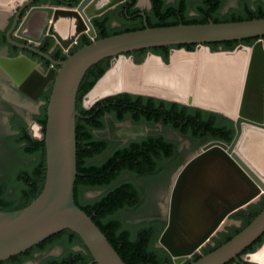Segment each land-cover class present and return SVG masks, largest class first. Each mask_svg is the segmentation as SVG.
<instances>
[{"label": "water", "instance_id": "water-1", "mask_svg": "<svg viewBox=\"0 0 264 264\" xmlns=\"http://www.w3.org/2000/svg\"><path fill=\"white\" fill-rule=\"evenodd\" d=\"M34 1L8 2L11 8L7 9L14 10L22 4L23 9ZM126 1L82 0L76 7H33L18 28L20 16L14 23V37L17 40L26 39L34 45H39L46 37L53 38L63 51H69L82 36L90 38L92 43L78 47L74 54L62 61H55L34 46H26L59 66V69L51 68L47 73L35 69L36 64L26 56L10 60L13 68L24 62L28 65V70L19 72V76L14 70L12 77L18 89L33 100L38 101L51 83L53 86L47 106L45 133L41 125L35 120L31 121L38 126L39 137L46 143L44 189L28 207L14 212L0 211V261L22 254L55 234L70 229L82 238L94 264H126L93 218L76 203L79 175L77 117L81 116L77 96L87 71L106 58H111L110 68L83 97V108L89 110L105 98L127 92L217 112L234 122L235 136L230 143L219 139L209 140L175 175L166 212L167 224L158 241L175 264H183L200 252L230 223V215L256 203L264 195V41L259 39L252 46L240 44L234 50L213 51L208 46L209 43L263 37L264 18L150 27L146 14L141 13L145 19L144 29L98 39L93 19ZM2 3L0 0V8H4ZM187 44H195V50L175 48ZM161 46L173 47L169 63L152 52L142 63H136L134 56L128 55L136 50ZM239 48L249 50L251 56L245 66L246 73L243 66L235 116L153 92L126 89L128 62L139 68L149 57L155 56L170 67L172 55L176 52L192 54L206 49L211 54L222 55L234 53ZM240 190H243L242 194ZM223 220L226 223L220 227ZM169 231L171 237L175 235L176 239L171 243L165 238ZM263 234L264 210L232 239L190 264H225L232 259L239 261V254ZM196 235L199 236L194 238ZM254 254H250L248 259L255 261L251 259Z\"/></svg>", "mask_w": 264, "mask_h": 264}, {"label": "trees", "instance_id": "trees-1", "mask_svg": "<svg viewBox=\"0 0 264 264\" xmlns=\"http://www.w3.org/2000/svg\"><path fill=\"white\" fill-rule=\"evenodd\" d=\"M58 1L77 6L82 0ZM137 2L138 0H128L122 4L121 8L110 10L94 18L93 24L98 32V39L144 29V17L141 16V12H145L150 27L174 26L181 23L205 24L211 20L223 23L264 18V6L260 5L253 9L249 4L245 5L241 11L223 15L220 10L224 0H201L191 7L188 0H178L177 3L170 4L166 0H151L152 8L145 11L136 7ZM131 16L135 19L130 18ZM113 21H117L120 25L113 26ZM259 39L264 41V36L209 43L208 46L213 51L234 50L240 44L252 46ZM90 43H92L90 38L82 36L79 47ZM172 48L161 46L141 49L130 52L128 55L134 56L136 63H142L148 53L152 52L169 63ZM175 48L194 51L196 45L187 44L175 46ZM75 52L76 50H73L69 55ZM57 54L62 60L69 56L64 54L61 47H58ZM110 63L111 58H106L93 65L84 76L77 96V108L81 116L77 117L79 175L76 182V203L93 218L126 264H175L171 255L163 247L156 246L166 227V221L155 217L149 222L131 226L120 215L126 211H136L147 204L149 199L146 196V186L140 184L138 179L147 181L149 178H159L179 167L181 159V154L178 153L179 143L162 134H150L145 138L130 140L122 146L113 148L102 162L97 163L94 160L110 150L112 144L107 139L97 137L96 133L104 130L107 127V118L112 117L118 123L129 122L134 125L144 123L172 128L194 141L219 139L230 143L235 136L234 122L220 113L127 92L105 98L89 110L83 108V97L110 68ZM137 91L146 90L138 89ZM146 92L184 101L179 96L153 90ZM50 95L51 91L44 95L47 105L43 106L41 114L35 117V121L42 126L44 133ZM14 130L18 131V135H13L9 143L12 147L18 148V153L29 161L15 168L10 177L0 176V211L2 212L19 211L31 205L42 193L46 181L45 140L34 139L25 123L15 124ZM33 158L34 161H31ZM127 173L133 177L120 181ZM104 189L107 191L97 199L88 201L83 198L84 190ZM263 210L264 195L257 203L233 213L235 219L243 221V227L235 228L228 233H219V236H224L220 244L232 239ZM65 235L69 238L70 246L80 244L88 251V254L73 253L69 258L77 259L73 264H88L90 260H93L79 234L66 229L45 240L38 247L35 246L22 254L0 261V264H23L32 257L33 250L42 251L51 244L53 239ZM263 243L264 234L250 246L248 251H254Z\"/></svg>", "mask_w": 264, "mask_h": 264}, {"label": "flooded vegetation", "instance_id": "flooded-vegetation-1", "mask_svg": "<svg viewBox=\"0 0 264 264\" xmlns=\"http://www.w3.org/2000/svg\"><path fill=\"white\" fill-rule=\"evenodd\" d=\"M142 1L143 0H138L136 4V7H138L140 10L145 11V10H150L152 8L151 0H148L150 4L149 9L140 8ZM166 1L168 4L178 2V0H172V1L166 0ZM200 1L201 0H188L190 7L196 5ZM126 2L122 4H125ZM228 3H229V0H224V4L220 10L221 14L228 15L232 13L233 11H241L243 7L247 4H249L250 7L253 9H255L256 7L260 5L264 6V0H236L235 5H228ZM122 4L118 5L116 8L112 10L121 8ZM22 5H20L14 10L3 8V7L0 8V91H1L0 100L8 103V106H11L12 110L14 109L13 112L9 114V118H10L9 122H10V126H11L12 133H13L12 135H18V131L14 130L15 124L21 125L25 123L29 131V129L31 128L30 118L33 117L34 118L33 120H35V117L41 114L42 107L47 105V102L44 100V95L49 93L50 91L52 92L53 83H51L47 87V89L44 91V93L41 95L38 101L33 100L27 94L21 92L18 89V84L12 77V74L14 70L16 71V69L11 66L10 60L18 59L20 57L26 56L36 64L35 69H37L40 72L47 73L49 70H51V68H54L56 70L59 69V66L56 65L54 62L50 61L48 58L26 47V46H34L38 51L46 55H49L55 61H62V59H60L57 54V50L59 46L56 45L53 38L46 37L39 45H34L33 43H30L26 39L17 40L14 37L16 34V29H14V23L17 17L20 16L18 26H17L18 28L22 20L25 18V16L29 12V10L33 7H40V6L76 7V6H71L69 3H60L58 0H35L30 5L21 9ZM126 13H127V10H126ZM141 13H145V12H141ZM130 18L135 19L133 16H131ZM115 23L117 26L120 25L117 21H113L112 25L114 26ZM144 23H145V19H144ZM51 40H53L54 42ZM51 42L53 43L51 44ZM80 43H81V38L78 40V44L75 47L70 49L68 52L64 51V54L69 55L71 51L77 50ZM50 44L51 46H49ZM27 68L28 67H26V70H28ZM168 102H173V101H168ZM186 106H189V105H186ZM190 107H193V106H190ZM194 108H198V107H194ZM23 110L27 112L26 115L25 113L22 112ZM214 113H217V112H214ZM27 116H29L30 118H28ZM159 134L165 135L168 139H170L167 133L161 132ZM165 176L166 174L159 178H164ZM229 221H230V218H229ZM241 227H243V221L233 220L231 225H226L219 233H222V232L228 233L230 230H234L235 228H241ZM219 233L212 239V242L204 246L200 252L196 253L193 257L187 259L183 264H190L192 261L198 260L204 254H208L211 251H213L212 249H216L220 247L221 245H223V244H220V242H222L224 236H219ZM68 240L69 238L67 235L63 237H56V239H53L51 241V244L46 249L42 251L33 250L32 257L26 260V262H24L23 264H27V263L73 264L77 260L75 257L72 259H69L73 255V253L76 254L79 252H84L85 254H88V251H86V249L82 245L75 244V245L70 246L69 245L70 243ZM156 246L158 248L160 247L158 243ZM263 247H264V243L261 246L255 248L254 251H248L251 248L249 246L242 253L239 254L238 256V258L240 259L239 261L232 259L225 264H264L263 261L259 258V256H257L259 251ZM253 253L255 254L251 257V259L258 261V262L251 261L248 259V256ZM88 264H94L93 260H90Z\"/></svg>", "mask_w": 264, "mask_h": 264}, {"label": "bare ground", "instance_id": "bare-ground-1", "mask_svg": "<svg viewBox=\"0 0 264 264\" xmlns=\"http://www.w3.org/2000/svg\"><path fill=\"white\" fill-rule=\"evenodd\" d=\"M1 1H3L4 8H11V5L7 3H13L16 0ZM250 56L251 52L244 48L222 55L211 54L206 49H200L192 54L176 52L172 55L170 67H166L159 58L151 56L139 68L128 62L125 86L126 88L140 87L175 94L185 102L218 109L228 115L235 116L239 106L237 91L241 80H243V66L246 73L245 66H247ZM26 67L28 65L25 62L15 67L17 75L24 72ZM31 129L34 136L40 135L37 125L32 124ZM239 193L242 194L243 190H240ZM223 222L224 220L220 227L226 223V221ZM205 227L204 225L203 228ZM170 237L169 231L165 237L166 241L171 243L176 240L175 235L171 239ZM259 258L264 263V250L259 253Z\"/></svg>", "mask_w": 264, "mask_h": 264}, {"label": "rangeland", "instance_id": "rangeland-1", "mask_svg": "<svg viewBox=\"0 0 264 264\" xmlns=\"http://www.w3.org/2000/svg\"><path fill=\"white\" fill-rule=\"evenodd\" d=\"M172 1V0H169ZM236 0H229L228 5H235ZM142 9H149L150 4L148 0H143L141 7ZM193 14V13H192ZM114 26H117L116 23ZM248 63V62H247ZM141 86V85H139ZM131 89L139 90H153L145 89L140 87H127ZM157 91V90H153ZM159 92V91H157ZM164 93V92H161ZM168 94V93H165ZM174 95L175 94H169ZM1 97V91H0ZM14 110V109H13ZM12 107L8 106V103L0 100V176L4 175L10 177L13 173V170L19 165L27 163L29 160H25L19 153L18 148L12 147L9 143V139L13 136L12 129L9 122V114L13 112ZM27 114L25 110L22 111ZM30 118L29 116H27ZM34 118L31 117L30 121ZM107 127L96 133L97 137L104 138L111 141V148L103 156L98 157L94 162H102L112 151L113 148L117 146H122L130 140L142 139L150 134H159L161 132L167 133L171 140L177 141L179 143L178 153L181 154L180 165L177 169H172L166 174L164 178H149L147 181L138 179L137 181L140 184H144L147 190V198L149 199L147 204L136 211H126L122 213V216L129 225L137 226L144 222H149L153 218H161L163 221L167 222V208L168 201L171 195V189L174 182V178L178 170L201 148L208 140L206 141H194L189 136H184L177 131H174L171 128H164L161 125H148V124H131L127 123H118L114 118L109 117L106 120ZM32 125V123H31ZM31 136L34 135L32 129H29ZM41 133V132H40ZM40 136V135H39ZM37 136V137H39ZM36 139H40L36 138ZM34 161V158L31 160ZM133 176L131 174H125L120 181L131 179ZM107 189L104 190H84L83 198L84 200H94L104 194ZM258 202V201H257ZM256 202V203H257ZM231 225L233 220L236 221L233 217V214L230 215ZM234 225V224H233ZM264 250V247L259 251V253ZM259 253L257 256H259Z\"/></svg>", "mask_w": 264, "mask_h": 264}, {"label": "built area", "instance_id": "built-area-1", "mask_svg": "<svg viewBox=\"0 0 264 264\" xmlns=\"http://www.w3.org/2000/svg\"><path fill=\"white\" fill-rule=\"evenodd\" d=\"M77 44H78V40H77V41H75V42L72 44V46H71V48H70V49H72L73 47H75ZM65 52H68V51H65Z\"/></svg>", "mask_w": 264, "mask_h": 264}]
</instances>
